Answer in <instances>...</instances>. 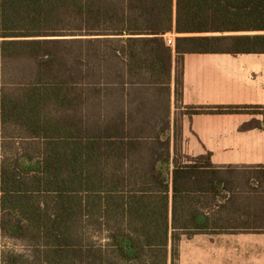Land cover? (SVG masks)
<instances>
[{"label": "trees", "instance_id": "1", "mask_svg": "<svg viewBox=\"0 0 264 264\" xmlns=\"http://www.w3.org/2000/svg\"><path fill=\"white\" fill-rule=\"evenodd\" d=\"M187 54H264V0H0V234L30 251L0 264H177L184 236L259 222L237 167L178 149Z\"/></svg>", "mask_w": 264, "mask_h": 264}, {"label": "crops", "instance_id": "2", "mask_svg": "<svg viewBox=\"0 0 264 264\" xmlns=\"http://www.w3.org/2000/svg\"><path fill=\"white\" fill-rule=\"evenodd\" d=\"M183 82V153H211L216 167L264 171V130L240 131L262 121V114H184L199 107H264V54H187ZM236 189L237 206L243 207L237 218L259 222L250 229L184 236L181 264H264V180H237Z\"/></svg>", "mask_w": 264, "mask_h": 264}, {"label": "rangeland", "instance_id": "3", "mask_svg": "<svg viewBox=\"0 0 264 264\" xmlns=\"http://www.w3.org/2000/svg\"><path fill=\"white\" fill-rule=\"evenodd\" d=\"M172 93H174V84L172 86ZM258 113H263V117H264V112H258ZM182 114H183V111L182 109H178L177 104L175 102L174 95H173L172 96L171 119L173 123L176 122V126L178 127V129L181 127ZM182 146H183V141L182 143L179 142L178 144V149L180 150L181 153H183ZM238 178L241 180H250V179H260V180L263 179L264 180V171L263 170L261 171L239 170ZM9 252L23 253L26 255H30V251L24 243L7 238L4 235L0 234V258H2L4 255H6ZM177 264H181V263L178 261Z\"/></svg>", "mask_w": 264, "mask_h": 264}, {"label": "built area", "instance_id": "4", "mask_svg": "<svg viewBox=\"0 0 264 264\" xmlns=\"http://www.w3.org/2000/svg\"><path fill=\"white\" fill-rule=\"evenodd\" d=\"M167 43L169 46L174 47L175 45V35H169L167 37Z\"/></svg>", "mask_w": 264, "mask_h": 264}]
</instances>
